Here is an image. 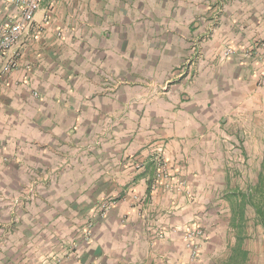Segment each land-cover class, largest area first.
<instances>
[{"label": "crops", "instance_id": "obj_1", "mask_svg": "<svg viewBox=\"0 0 264 264\" xmlns=\"http://www.w3.org/2000/svg\"><path fill=\"white\" fill-rule=\"evenodd\" d=\"M262 41L264 0H41L0 56V264H197L184 230L215 247L263 130Z\"/></svg>", "mask_w": 264, "mask_h": 264}, {"label": "built area", "instance_id": "obj_2", "mask_svg": "<svg viewBox=\"0 0 264 264\" xmlns=\"http://www.w3.org/2000/svg\"><path fill=\"white\" fill-rule=\"evenodd\" d=\"M41 0H6L8 4L18 9L20 15L17 19L10 21L5 28L2 29L0 34V56H3L6 53H10L7 63L3 66L2 71L7 73L12 69L16 68V61L18 54L14 52L21 34L24 32L29 23L32 22L35 13L39 9ZM257 44V43H256ZM264 50V41L259 42L257 45H254L251 49L246 48L243 50V56L248 59H253L257 64L261 65L263 68L262 71L255 77V81L259 87H264V55H257V49ZM231 48H226L222 52L223 59H229L232 55L235 54ZM178 71H181V67L177 68ZM167 176V167L164 161L161 158L156 160V172L154 175V180L152 184V189H156L160 183ZM113 201H105L99 205L100 214H105L111 207L114 206ZM88 235V233H87ZM161 236L160 234L158 235ZM207 234L199 227L193 226L184 230L183 242L184 248L189 253V259L194 261L200 256L202 246L207 242ZM52 264H60L59 261H54Z\"/></svg>", "mask_w": 264, "mask_h": 264}, {"label": "rangeland", "instance_id": "obj_3", "mask_svg": "<svg viewBox=\"0 0 264 264\" xmlns=\"http://www.w3.org/2000/svg\"><path fill=\"white\" fill-rule=\"evenodd\" d=\"M262 128L263 130L260 135L257 132V135L255 134L254 136L245 135V137H242V145L245 144L247 149V153H242V189H245L247 185L255 184L253 183L254 179L256 182L259 167L255 166L254 169L251 167L256 165V163L260 165L264 157V124ZM35 196L36 188L30 187L28 191L29 204L35 200ZM224 214L226 213L221 210L219 212V219L226 228L221 231L218 229L215 233L213 241L215 247H206V249L203 250L202 246V253H200L201 255L197 259V264H218L227 257L230 247L234 245V235L228 229L229 217L224 216ZM249 216L251 217L252 215L249 214ZM248 234L249 239L244 243V248L249 254L246 264H264V232L260 227H253L250 222Z\"/></svg>", "mask_w": 264, "mask_h": 264}, {"label": "trees", "instance_id": "obj_4", "mask_svg": "<svg viewBox=\"0 0 264 264\" xmlns=\"http://www.w3.org/2000/svg\"><path fill=\"white\" fill-rule=\"evenodd\" d=\"M224 200L229 208L228 229L234 235V245L230 247L227 257L218 264H246L249 254L244 243L249 239V223L264 232V157L255 184L230 191Z\"/></svg>", "mask_w": 264, "mask_h": 264}]
</instances>
